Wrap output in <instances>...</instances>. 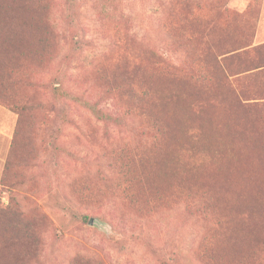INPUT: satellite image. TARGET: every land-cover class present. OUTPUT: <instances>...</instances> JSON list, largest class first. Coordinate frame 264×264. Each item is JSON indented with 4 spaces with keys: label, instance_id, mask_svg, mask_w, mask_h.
I'll use <instances>...</instances> for the list:
<instances>
[{
    "label": "rangeland",
    "instance_id": "374dc122",
    "mask_svg": "<svg viewBox=\"0 0 264 264\" xmlns=\"http://www.w3.org/2000/svg\"><path fill=\"white\" fill-rule=\"evenodd\" d=\"M38 1L55 37L43 29L34 59L9 64L0 26V89L15 103L45 105L20 116L0 102V207L15 199L24 212L19 221L0 216V264H264V176L247 208L218 200L206 182L226 164L244 177L228 130L264 155V0ZM135 64V88L149 90L165 138L146 164L126 170L119 162L146 139L123 98L122 73ZM236 94L252 100L249 113ZM204 193L229 232L210 231L185 203Z\"/></svg>",
    "mask_w": 264,
    "mask_h": 264
},
{
    "label": "trees",
    "instance_id": "16d2710c",
    "mask_svg": "<svg viewBox=\"0 0 264 264\" xmlns=\"http://www.w3.org/2000/svg\"><path fill=\"white\" fill-rule=\"evenodd\" d=\"M40 6L41 4H39L38 0H0V26H3L2 30H5L11 38L8 43L9 45L6 48V58L9 64L20 63L22 57H29L32 59L36 57V48L40 39L39 34L45 29V27H47L48 35L53 38L55 37L54 31H52L55 26L51 19V15L48 14L47 22L44 24L41 18L43 11ZM2 49L4 48L0 46V50ZM145 53H148L159 65L165 64L164 59L155 51L148 49ZM5 59L0 58V70ZM140 68L141 66L139 64H135L131 69L126 68L122 73L124 81L123 98L127 104L126 112L132 114L133 117H142V121L139 124L141 131L139 135L146 138L145 140H141L140 145L138 144L131 149V154L128 160L119 162L121 168L126 170H129L133 165L146 164L153 151H158L162 148L161 142L165 138V129L161 126L160 121L158 120V112H155L150 108L147 103V100L149 99V90L144 89L143 87H141V90H136L135 88L134 74H138ZM10 79H12V81H10L9 85L11 89L14 90L19 81V77L12 75ZM108 81L111 83L112 79L108 77ZM8 91L11 90L0 89V102L7 103L12 111L20 116L33 114L37 110L45 107V105L35 102L33 99L27 100L22 104L10 101L12 98L11 94L7 93ZM53 93L55 95V100L59 101L62 97L61 88H55ZM238 95L240 94L238 93ZM238 95H235L233 101L240 109H242V111L249 113L251 111V104H249V102L252 100H244L241 97H237ZM261 100L264 101V98ZM54 106V104H50L46 106V109L53 111ZM93 111L101 120L116 123L121 127H128L127 122L123 118H113L111 115L98 109H94ZM228 131L230 138L233 141L232 148L229 152L233 157V152L235 154L238 151L240 152L239 159H237V165L244 169V177H234L236 176V173H234L236 168H233L232 166L229 167L226 164V173L218 174L216 171L207 172L206 182L209 184L210 188L214 190L218 200H222L225 204L240 200V202L238 201L239 207L247 208L252 202L251 193L253 188L258 187V185L261 184L262 177L264 176V172L256 170L254 161L264 165V155L259 153L257 144L254 141L250 142L247 138L242 137L243 135L237 131ZM13 155L15 160V150L13 151ZM132 187L133 182L129 179L128 189L131 190ZM131 198L133 202L138 201L134 191H132ZM15 202L17 203L14 199L9 206L0 207V216L8 215L16 217L17 221H19L20 218L24 216V212ZM258 202L260 203V200H258ZM185 203H187L188 207H191V210H194L206 224H208L210 231H230L229 219H223L216 212L212 205L211 196L204 193L198 198L189 197L185 200ZM41 217L44 220H48L45 214L41 215ZM244 226L245 225L242 224V231L245 230ZM25 233H31L28 227L26 228ZM207 242L208 241L205 240L204 244L206 245Z\"/></svg>",
    "mask_w": 264,
    "mask_h": 264
},
{
    "label": "crops",
    "instance_id": "0c3cea01",
    "mask_svg": "<svg viewBox=\"0 0 264 264\" xmlns=\"http://www.w3.org/2000/svg\"><path fill=\"white\" fill-rule=\"evenodd\" d=\"M261 34H264V5H263L262 14H261V17H260L258 36H260Z\"/></svg>",
    "mask_w": 264,
    "mask_h": 264
},
{
    "label": "water",
    "instance_id": "95a60500",
    "mask_svg": "<svg viewBox=\"0 0 264 264\" xmlns=\"http://www.w3.org/2000/svg\"><path fill=\"white\" fill-rule=\"evenodd\" d=\"M90 225H94V220L93 219L90 221Z\"/></svg>",
    "mask_w": 264,
    "mask_h": 264
}]
</instances>
